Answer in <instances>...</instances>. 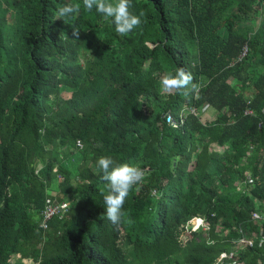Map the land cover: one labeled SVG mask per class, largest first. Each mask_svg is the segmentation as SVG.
Instances as JSON below:
<instances>
[{
  "label": "trees",
  "instance_id": "obj_1",
  "mask_svg": "<svg viewBox=\"0 0 264 264\" xmlns=\"http://www.w3.org/2000/svg\"><path fill=\"white\" fill-rule=\"evenodd\" d=\"M129 11L141 24L120 36L82 0H0V264H264V0ZM181 68L198 94L161 91ZM101 156L144 172L119 228ZM53 192L69 209L42 231Z\"/></svg>",
  "mask_w": 264,
  "mask_h": 264
},
{
  "label": "clouds",
  "instance_id": "obj_2",
  "mask_svg": "<svg viewBox=\"0 0 264 264\" xmlns=\"http://www.w3.org/2000/svg\"><path fill=\"white\" fill-rule=\"evenodd\" d=\"M83 8L91 12L93 9L100 14L105 22H111L115 27V32L120 36H127L135 28L141 24V18L144 13L141 12L139 16L129 11L131 7V0H82ZM81 5L67 4L59 7L56 10L57 18L70 17L73 14H79ZM79 29L73 27L72 36L79 38ZM193 77L190 73H186L184 69H178L175 75L166 74L161 78V91L165 94H171L180 92L187 88L191 84V91L194 94L199 93V85L192 83ZM114 161L111 157L101 156L96 162V166L100 172L103 173L102 179L107 181L108 193L104 195V215L107 220L119 228L124 222L125 212L123 207L125 201L133 189V187L139 184L144 179V172L133 165L121 164L113 167ZM251 181V183H248ZM253 180L246 178L244 186L251 187ZM55 193L49 194L50 196L44 201L43 209L40 211V229L45 231L47 229L48 222L54 217H60L65 215L68 211L69 204L56 203L57 196L54 198ZM53 198V199H52ZM50 205L58 209L57 213L50 216L48 219H44L43 212L45 208ZM257 217V216H256ZM254 219V215L252 216ZM254 220H258L254 219ZM131 223V221H127ZM45 225L43 227L42 225ZM194 227L191 231H196L203 226V222L200 219L193 221Z\"/></svg>",
  "mask_w": 264,
  "mask_h": 264
},
{
  "label": "rangeland",
  "instance_id": "obj_3",
  "mask_svg": "<svg viewBox=\"0 0 264 264\" xmlns=\"http://www.w3.org/2000/svg\"><path fill=\"white\" fill-rule=\"evenodd\" d=\"M8 30L9 31H12L13 28L11 26H8ZM191 112L194 113L195 115L197 114L195 111H191ZM198 114L200 115V118H201L202 121H204V120L205 121H208L209 119H212L213 116H214L213 110H210V109H207L205 111H202V110L200 111L199 110L198 111ZM72 151H73V149H72ZM218 151H221V149H218ZM68 161H69V164H67V168L70 169V168H72L73 165L76 164V162H77V156L76 155H73L72 158H69ZM68 161H66V162H68ZM57 181H58V183H61L62 182L61 179H58ZM196 226H197V224H196ZM195 227H194V229H195ZM12 263L13 264H34V262L32 260L22 259L18 255H13Z\"/></svg>",
  "mask_w": 264,
  "mask_h": 264
},
{
  "label": "built area",
  "instance_id": "obj_4",
  "mask_svg": "<svg viewBox=\"0 0 264 264\" xmlns=\"http://www.w3.org/2000/svg\"><path fill=\"white\" fill-rule=\"evenodd\" d=\"M166 122L167 123H170V122H173V120H171V118L169 116L166 117ZM79 147H82V145L80 144V142L78 141L76 143ZM248 183H251V181H248ZM58 211V209L54 206H50L48 205L46 208H45V211L43 212V217L44 219H48L50 216L56 214ZM254 219H257V217L254 215ZM43 227H45V225L43 224L42 225Z\"/></svg>",
  "mask_w": 264,
  "mask_h": 264
},
{
  "label": "crops",
  "instance_id": "obj_5",
  "mask_svg": "<svg viewBox=\"0 0 264 264\" xmlns=\"http://www.w3.org/2000/svg\"><path fill=\"white\" fill-rule=\"evenodd\" d=\"M213 118H214V117H213ZM213 118H212V119H213ZM212 119H209V121L212 120Z\"/></svg>",
  "mask_w": 264,
  "mask_h": 264
}]
</instances>
